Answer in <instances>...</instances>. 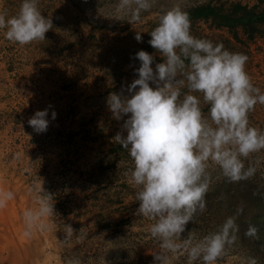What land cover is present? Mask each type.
I'll return each instance as SVG.
<instances>
[{"label": "rangeland", "instance_id": "374dc122", "mask_svg": "<svg viewBox=\"0 0 264 264\" xmlns=\"http://www.w3.org/2000/svg\"><path fill=\"white\" fill-rule=\"evenodd\" d=\"M21 2L0 0V14L16 15ZM211 2L264 9V0H151V7L132 20L129 10L118 8L119 0H38L40 13L52 22L44 40L20 45L8 41L0 29V193L13 194L0 205V264H155L157 254L166 258V264H188L182 240L190 238L195 244L217 232L239 209L245 212L241 217L236 213L235 239L225 245L215 264H249L252 258L264 264V235H257L258 244L244 230L246 216L262 210L256 202L243 204L244 192L239 191L232 201L238 205L232 208L204 197L211 204L203 211L197 209L199 216L195 219L194 214L176 238L180 247L175 252L161 248L150 233L155 221L137 212L138 188L130 182L133 161L113 139L123 120L113 118L107 98L138 78L135 69L140 62L135 53L153 49L150 33L161 15ZM190 32L246 56L245 71L264 94L263 28L253 40L241 30L238 40L229 30L205 21L191 22ZM143 51L155 57L153 68L164 59L155 49ZM186 91V87L181 90V98ZM200 107L208 118L209 105L202 97ZM46 108L49 127L38 134L28 120ZM247 119L250 127L264 132V104L257 103ZM243 162L246 168H255L248 178L250 185H263L264 150ZM218 171L209 162L208 192L222 179L215 175ZM43 191L51 195L54 213L37 222L42 228L33 227L25 235L23 214L39 207ZM66 224L74 229L70 236ZM192 264L203 262L197 259Z\"/></svg>", "mask_w": 264, "mask_h": 264}, {"label": "clouds", "instance_id": "9594fccd", "mask_svg": "<svg viewBox=\"0 0 264 264\" xmlns=\"http://www.w3.org/2000/svg\"><path fill=\"white\" fill-rule=\"evenodd\" d=\"M37 5L38 0H22L16 15L6 18L0 14V29L5 30L8 41L25 45L45 39L52 22ZM150 7L151 0H119L118 4L120 10L130 11L132 20H138L139 13ZM190 26L188 14L179 8L162 14L148 43L163 61L153 68V55L143 50L135 53L134 59L140 62L135 69L138 78L120 93H111L106 101L113 118L123 120L121 131L113 139L133 161L130 182L138 188L137 212L155 221L150 233L169 252L180 247L176 238L197 209L203 211L206 206L209 162L218 166L224 177L238 182L255 174L254 167H245L244 159L264 150V132L250 127L247 119L257 103L264 104V94L253 86L245 71L247 57L194 37ZM136 39L140 41L141 35ZM201 97L209 105L208 118L200 107ZM56 115L52 111L51 119ZM48 116L47 108L36 111L28 124L36 133H44L50 123ZM12 198L11 192L0 193V205ZM50 200L51 195L43 191L39 207L24 212L25 235L33 227L42 228L37 222L54 213ZM65 228L69 236L74 232L71 224ZM237 231L234 218L229 217L217 232L195 244L190 238L183 239L188 264L197 259L215 264ZM256 233L257 229L249 226L245 235ZM154 262L166 264V258L157 254ZM249 264H256L255 259Z\"/></svg>", "mask_w": 264, "mask_h": 264}, {"label": "trees", "instance_id": "16d2710c", "mask_svg": "<svg viewBox=\"0 0 264 264\" xmlns=\"http://www.w3.org/2000/svg\"><path fill=\"white\" fill-rule=\"evenodd\" d=\"M185 12L188 14L190 22H211L217 29L229 30L232 36L237 39L239 30H241L247 38L253 40L256 35L260 33V28L264 29V9H261L258 6L249 8L241 3H233L228 6L223 4L215 5V3L211 2L208 4L194 6ZM143 47L148 46L144 45ZM142 50L151 52L153 49ZM219 172L220 174L215 175L221 176L222 179H220V181L216 184H213V186L209 189V191L212 192L207 191L204 197H213V200L216 198L218 202L217 204L223 202L227 205V208H232L233 206L238 205V203L232 204L235 194H238V191L241 193L244 192L241 196L243 204L249 205V203L252 204L256 202L259 204L258 208H261L260 210H262V212L257 211L256 215L252 217L246 216L247 220L244 225V230L247 232L249 226H254L257 229V233L255 236H252V239L255 241L258 238L257 235L262 237L264 235V184L261 185L260 183L250 185L248 179L232 182L222 175L220 169L218 173ZM246 187L249 190H247ZM210 204L211 203L205 202V205L207 206ZM242 210L243 212L240 209L237 210V212L234 211V220L236 218V213L239 214V217L243 216L245 210ZM198 216L199 210L195 213V219ZM208 220H211V216L208 217ZM255 242L258 244L260 243V241Z\"/></svg>", "mask_w": 264, "mask_h": 264}]
</instances>
